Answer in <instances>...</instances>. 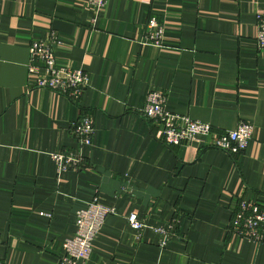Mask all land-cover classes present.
I'll return each mask as SVG.
<instances>
[{
  "label": "crops",
  "instance_id": "crops-1",
  "mask_svg": "<svg viewBox=\"0 0 264 264\" xmlns=\"http://www.w3.org/2000/svg\"><path fill=\"white\" fill-rule=\"evenodd\" d=\"M264 0H0V259L60 264L76 210L93 197L114 206L88 264H264L260 241L229 230L241 199L264 210ZM164 28L146 43L147 23ZM61 42L59 62L90 84L79 104L31 88L34 39ZM168 110L223 133L254 125L247 149L230 154L199 136L169 145L142 113L150 91ZM94 120L78 148L71 123ZM79 152L82 169L58 172L52 152ZM147 224L137 237L127 217ZM175 221L164 247L153 227Z\"/></svg>",
  "mask_w": 264,
  "mask_h": 264
},
{
  "label": "built area",
  "instance_id": "built-area-1",
  "mask_svg": "<svg viewBox=\"0 0 264 264\" xmlns=\"http://www.w3.org/2000/svg\"><path fill=\"white\" fill-rule=\"evenodd\" d=\"M87 1L96 11L105 8L107 3V0ZM257 26V48L264 51V14L258 16ZM163 35L162 23L155 17H151L147 23L144 41L161 46ZM60 45L61 42L56 37L51 40L34 39L29 43L30 62L27 64V73L30 87L51 90L79 104L84 91L90 84V76L81 68H74L58 61L56 50ZM142 113L159 124L158 136L169 145L190 143L199 136H205L210 137L212 146L235 155L245 151L253 138L252 122L242 120L231 130L223 133L214 132L209 123L168 110L165 106V97L158 90L149 92ZM94 133V120L87 114L81 115L71 123V134L77 141L78 148L90 145L93 142ZM51 157L56 163L58 172L77 171L85 164L79 152H52ZM114 213V206L104 204L98 196L93 197L86 206L76 210L75 229L63 239L64 252L60 256V264H88L94 238L104 226L107 216ZM127 220L137 237H140L147 224L134 212L129 214ZM174 223L175 221H170L152 228L160 236L161 247H164L169 240ZM229 230L239 238L260 241L264 236V210L261 204L241 199L231 219ZM0 264H4L1 259Z\"/></svg>",
  "mask_w": 264,
  "mask_h": 264
}]
</instances>
